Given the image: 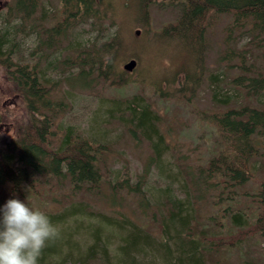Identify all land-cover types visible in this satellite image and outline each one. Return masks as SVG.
Here are the masks:
<instances>
[{"label": "trees", "instance_id": "trees-1", "mask_svg": "<svg viewBox=\"0 0 264 264\" xmlns=\"http://www.w3.org/2000/svg\"><path fill=\"white\" fill-rule=\"evenodd\" d=\"M4 1L6 12L0 11L7 24L0 29V208L16 196L21 201H44L45 196L52 197L54 183L66 185L72 194L65 210L44 211L58 225L60 238L48 242L38 264H227L221 263L222 253L239 249L248 238H264V0H120L132 13L131 26H151L149 8L154 3L177 8V21L144 41H167L181 48L185 57L176 75L184 74L185 80L177 93L184 101L190 102L188 93L196 92L207 78L216 87V105L200 116L217 139L204 164L178 166L184 173L186 197L177 195L174 183L168 184L154 203L156 211H150L152 197L142 194V181H109L112 211H119L115 208L119 199L137 197L136 210L145 222L127 214H101L98 225L85 230L89 241L82 248L73 240L82 226L77 223L72 231L65 224L81 209V202L73 198L97 189L102 193L109 150L104 133L86 135L64 123L70 108L67 96L94 92L100 86L127 85L126 77L133 71L121 68L120 62L131 42L123 35L125 23L117 19V0H61V8L52 14L46 12L43 0ZM222 15L230 16V21L218 59L225 63L223 72L231 73L224 83L234 93L219 98L221 75L215 71L206 75L205 64L210 50L207 32L214 18ZM108 24L114 26L112 33ZM85 25L101 36L75 45L74 34ZM16 33L36 34L33 61L21 55ZM243 39L247 40L242 44ZM65 41L67 55L61 56ZM136 57L131 59L138 64ZM112 106L106 117L100 116L103 120L110 121L116 109ZM123 106L129 114L128 120L121 119L125 130L136 137L140 130L154 139L150 160L161 162L168 144L164 145L160 118L152 105L133 98ZM7 114L11 122L6 121ZM6 124L9 134L3 132ZM251 183L254 189L248 190ZM205 206L209 211L203 214ZM112 239L119 242L116 248H111ZM241 264L264 262L246 259Z\"/></svg>", "mask_w": 264, "mask_h": 264}, {"label": "rangeland", "instance_id": "rangeland-1", "mask_svg": "<svg viewBox=\"0 0 264 264\" xmlns=\"http://www.w3.org/2000/svg\"><path fill=\"white\" fill-rule=\"evenodd\" d=\"M42 3L45 5L48 14L56 12L62 6L61 0H43ZM4 4L5 1L0 0V11L6 12L5 9H2ZM115 9L117 19L125 23L123 25V35L131 42L129 47L130 51L126 50L124 52L125 54L122 55L120 62L121 68L133 55L137 56L138 66L133 70L131 76L126 77L128 84L121 88L106 85L98 87L94 92L82 91L74 94V96H67L70 102V108L64 118V123L78 129L86 135L94 136L97 132L104 133V140H106V145L109 150V155L103 167L104 177L107 180L101 184L102 193L98 192L97 189L96 191L83 192L78 194L76 198H73L77 204L81 202V209L77 215H72L71 217L73 218L65 224V228H70L72 231L76 226L75 224L78 223L80 227L82 226V228L75 230L76 232L73 237V240L81 248L89 241V237H86L84 233L85 230L90 226H97V219L99 216H102L101 214H113L117 217L127 214L138 223L145 222L146 218L139 215L136 210L137 197H133L134 200H130L132 198H128L127 200L126 198L123 200L119 199L115 207L119 211H117V214L112 211L108 206L109 199L107 198L110 192L108 187L109 181H114L115 179H130L133 184L142 181V194L143 196L147 195V197H152L150 211H156L158 208L154 203L157 201L156 199L159 202L160 194L169 186L168 184L174 183L173 187H175L177 195L181 197L185 196V187L183 185L184 173L179 171L178 166L185 164L194 166L204 164L205 160L209 158L211 150L214 149L217 139L215 138L214 131L209 126H206V122H203L202 116H200L203 115V112L216 105L213 101V90H216V87L210 85L209 79L206 76L207 79L202 83L200 88L196 89V92L192 93V95L191 91L188 93L187 98L192 97V99L190 102H187L185 98L186 104L182 93H177L178 89L183 88L185 80L184 74L176 75L185 57L181 53V48L167 41L159 43L153 40L150 42L144 41L147 38H153L155 32L161 31L166 25L177 21V8L167 3L152 4L149 8L152 22L149 27L140 25L131 26L132 13L121 4L120 0L115 2ZM39 14L41 15V13ZM3 19L4 16H2V19L0 18V29L7 25H4ZM214 19L213 28L211 31L209 30V33L207 32L210 41V50L206 57L205 68L206 75L211 71H215L221 75L222 89H219L218 93L219 98H223L234 93V90L224 83H228L231 78L229 77L231 73L223 72L225 63L222 64L218 59L220 50L223 51L221 48L223 46L222 39L225 37L224 31L230 21V16L222 15ZM109 25L107 27H109V32L112 33L114 26ZM90 29L87 25L77 29L73 38L75 45L77 43L80 45L87 44V41L94 38V36H101L100 32H92ZM135 33H137L136 42L132 40V36H135ZM15 38L21 55L33 61L34 56L31 53L38 45L36 34L27 35L16 33ZM246 40L243 39L241 43H245ZM67 47L68 43L65 41L59 52L61 56L67 55ZM37 56L38 54L35 57ZM35 60L37 61L36 58ZM43 65H46L45 61L42 62ZM156 85H158V88H156ZM174 92L175 95H172ZM133 98H137L140 103L144 101L150 103L160 118L157 122L158 128L164 135V145L168 144L161 162L157 160L151 162L152 159L150 160L154 139H149L140 130L137 134L138 137L133 136L124 128L125 126L123 124L125 123H122V120H128L129 114L125 113L123 103L125 101H131ZM120 102L123 103L120 104ZM110 105H113L112 107L116 109L110 116V121H106V118L103 120L100 116L106 117L105 115H108L107 112L109 109L107 110V108ZM5 106L19 110L18 106L12 103H6ZM126 114H128V117H125ZM6 121L11 122L9 114H7ZM94 123H97V125L94 126ZM8 126L6 124L3 128L5 134H9ZM158 165L163 169V173L159 171L160 169L158 170ZM54 184L50 191V193H53L52 197L45 196V193L46 201L43 196L44 201L28 199L27 203L31 207L38 208L43 212L45 210L58 212L65 210V207L70 205L68 195L72 194L66 185L63 187L62 185ZM254 186L251 183L247 189H254ZM16 198L18 197L16 196ZM52 198H55V200L48 201ZM244 200L242 196L240 199L242 205ZM202 209H204L203 214L209 211L207 210V206ZM160 217L161 212L158 210L157 220ZM55 226L57 227L58 225ZM152 227L153 230H158L156 226ZM79 233L83 234L78 236ZM75 235L77 236L75 237ZM110 245L111 248H116L119 242L112 239L110 240ZM222 255L224 257L222 256L221 263L241 264L246 259L264 262V238L259 236L248 238L240 244L239 249L222 253ZM72 262L77 263V261H71L67 264H75Z\"/></svg>", "mask_w": 264, "mask_h": 264}, {"label": "clouds", "instance_id": "clouds-1", "mask_svg": "<svg viewBox=\"0 0 264 264\" xmlns=\"http://www.w3.org/2000/svg\"><path fill=\"white\" fill-rule=\"evenodd\" d=\"M60 238L49 216L12 198L0 208V264H38L48 242Z\"/></svg>", "mask_w": 264, "mask_h": 264}, {"label": "water", "instance_id": "water-1", "mask_svg": "<svg viewBox=\"0 0 264 264\" xmlns=\"http://www.w3.org/2000/svg\"><path fill=\"white\" fill-rule=\"evenodd\" d=\"M137 66V60L131 59L127 63L124 64V69L132 72Z\"/></svg>", "mask_w": 264, "mask_h": 264}, {"label": "bare ground", "instance_id": "bare-ground-1", "mask_svg": "<svg viewBox=\"0 0 264 264\" xmlns=\"http://www.w3.org/2000/svg\"><path fill=\"white\" fill-rule=\"evenodd\" d=\"M129 60H131V59H129Z\"/></svg>", "mask_w": 264, "mask_h": 264}]
</instances>
